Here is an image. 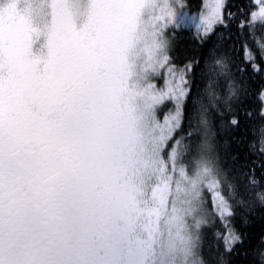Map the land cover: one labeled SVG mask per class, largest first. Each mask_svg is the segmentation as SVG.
Returning <instances> with one entry per match:
<instances>
[{
  "label": "snow or ice",
  "instance_id": "snow-or-ice-1",
  "mask_svg": "<svg viewBox=\"0 0 264 264\" xmlns=\"http://www.w3.org/2000/svg\"><path fill=\"white\" fill-rule=\"evenodd\" d=\"M185 7L0 0V264L240 255L237 212L264 206V0H241L235 15L228 0L198 16ZM232 24L255 47L230 67L213 36ZM192 28L201 46L180 68L172 37ZM221 129L244 130L243 183L217 162ZM250 264H264V244Z\"/></svg>",
  "mask_w": 264,
  "mask_h": 264
},
{
  "label": "trees",
  "instance_id": "trees-1",
  "mask_svg": "<svg viewBox=\"0 0 264 264\" xmlns=\"http://www.w3.org/2000/svg\"><path fill=\"white\" fill-rule=\"evenodd\" d=\"M186 8L190 12H199L202 7V0H184ZM244 3H247V0H243ZM230 5L233 7L230 9L231 12L235 15L237 12V7L241 3V0H228ZM234 19V17H233ZM232 30H224L218 32L213 36V43H217L219 48L220 55L224 57L226 61L231 63H240L244 58V46L253 45V35H249L245 38V34L239 30L236 24H232ZM239 33V35H238ZM261 37H264V32L257 30L255 32V39L259 40ZM174 41V51L176 60L175 63L178 67L182 68V61L184 58L193 50L196 49L199 51L200 42L196 39V33L191 29L184 30L177 36L172 37ZM235 69L233 68V72ZM223 91L217 92V94H226L227 93V82L223 81ZM253 90L255 85L252 86ZM205 103L211 101L210 94L205 93L204 95ZM252 103L258 102V98L249 97ZM245 133L244 130L240 131H224L220 130L219 134H216V130H213V136L210 140H214L213 147L216 149V158L218 164L223 167L226 173H233V169L236 168L234 173L235 177H239V180L243 183L244 177L240 175L238 169V163L243 162V157L245 154V143H242ZM248 139H251V133H248ZM239 156L240 161H234V157ZM259 179V176L257 177ZM208 205H211V201L207 199ZM223 224H219V228H223ZM234 227L243 233L244 245L239 250L240 255H233L230 260L231 264H250L252 253L257 249L261 244H264V206L257 204L251 211L245 209L243 212L238 211L236 219L234 221ZM216 229V231L219 230ZM207 247H205L204 252L207 254ZM247 252L248 256L246 257L244 253ZM225 264H228V257L224 258Z\"/></svg>",
  "mask_w": 264,
  "mask_h": 264
},
{
  "label": "rangeland",
  "instance_id": "rangeland-1",
  "mask_svg": "<svg viewBox=\"0 0 264 264\" xmlns=\"http://www.w3.org/2000/svg\"><path fill=\"white\" fill-rule=\"evenodd\" d=\"M208 2H209V0H202V7H201V9L199 10V12H190L186 7H185L184 11L188 12V13L191 14V15H197V16H198L200 12H202V11H206V9H205L204 6H205ZM191 30L194 31V32L196 33L195 28H192ZM165 71H166V70H165ZM159 83H160V86H163V80H161ZM204 195H205V197L208 195L207 199H209V200L212 202V200H213V194H212V192H210V191H208L207 189H205V191H204Z\"/></svg>",
  "mask_w": 264,
  "mask_h": 264
}]
</instances>
